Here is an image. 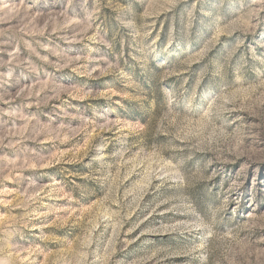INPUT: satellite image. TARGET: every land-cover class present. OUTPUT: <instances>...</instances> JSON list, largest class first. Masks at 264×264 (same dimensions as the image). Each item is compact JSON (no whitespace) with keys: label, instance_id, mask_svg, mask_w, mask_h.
<instances>
[{"label":"rangeland","instance_id":"374dc122","mask_svg":"<svg viewBox=\"0 0 264 264\" xmlns=\"http://www.w3.org/2000/svg\"><path fill=\"white\" fill-rule=\"evenodd\" d=\"M0 264H264V0H0Z\"/></svg>","mask_w":264,"mask_h":264}]
</instances>
